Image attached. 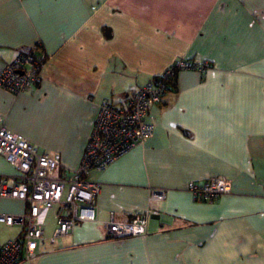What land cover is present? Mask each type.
<instances>
[{"label":"crops","instance_id":"1","mask_svg":"<svg viewBox=\"0 0 264 264\" xmlns=\"http://www.w3.org/2000/svg\"><path fill=\"white\" fill-rule=\"evenodd\" d=\"M37 41L48 55L41 81L20 94L0 87V114L40 152L60 154L57 176L80 165L102 100L126 105L181 58L210 66L177 71L149 108L153 136L89 173L101 183L97 220L19 264H264V0H0V69ZM13 172L0 156V173ZM214 176L231 192L194 199L188 183ZM154 188L163 201H149ZM150 207L159 213L145 235L108 237L112 216ZM25 208L0 199V213ZM50 211L46 237L61 214Z\"/></svg>","mask_w":264,"mask_h":264},{"label":"built area","instance_id":"2","mask_svg":"<svg viewBox=\"0 0 264 264\" xmlns=\"http://www.w3.org/2000/svg\"><path fill=\"white\" fill-rule=\"evenodd\" d=\"M43 45L21 49L17 56L0 69V87L14 94L26 92L39 84L41 70L47 62ZM208 60L178 59L163 73L133 91L129 102L120 105L104 99L98 105L97 117L78 168L68 175H55L61 167L59 153L40 152L22 134L10 131L0 114V156L13 168V173H0V199L21 200L26 204L22 213H0V224L18 226L16 236L0 241V264H19L37 255L41 241L58 246L80 222L96 221V196L101 183L88 179L92 170L103 171L124 154L143 144L154 134V126L146 120L149 108L161 103L167 94L168 80L182 69L204 72ZM187 190L194 199L213 201L232 190V181L214 176L203 182L190 181ZM164 189L150 191L151 203L165 199ZM57 206L61 214L52 234L45 236V219ZM155 208L137 212L129 221L112 216L104 225L110 238L145 235L149 218L158 214Z\"/></svg>","mask_w":264,"mask_h":264},{"label":"rangeland","instance_id":"3","mask_svg":"<svg viewBox=\"0 0 264 264\" xmlns=\"http://www.w3.org/2000/svg\"><path fill=\"white\" fill-rule=\"evenodd\" d=\"M52 212L54 211L48 212V215L46 216V219H45V224L48 229L51 228L54 224V215ZM16 232H17L16 227L0 224V238L12 237L14 234L16 235Z\"/></svg>","mask_w":264,"mask_h":264},{"label":"trees","instance_id":"4","mask_svg":"<svg viewBox=\"0 0 264 264\" xmlns=\"http://www.w3.org/2000/svg\"><path fill=\"white\" fill-rule=\"evenodd\" d=\"M159 75H157V76H159ZM157 76H155V77H157ZM173 82H174V78L173 77L168 80V85H169L168 89H170V87H171L170 84H173Z\"/></svg>","mask_w":264,"mask_h":264}]
</instances>
